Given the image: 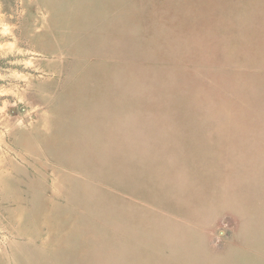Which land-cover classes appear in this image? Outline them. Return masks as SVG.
Here are the masks:
<instances>
[{
	"label": "rangeland",
	"instance_id": "rangeland-1",
	"mask_svg": "<svg viewBox=\"0 0 264 264\" xmlns=\"http://www.w3.org/2000/svg\"><path fill=\"white\" fill-rule=\"evenodd\" d=\"M0 264H264V0H0Z\"/></svg>",
	"mask_w": 264,
	"mask_h": 264
}]
</instances>
